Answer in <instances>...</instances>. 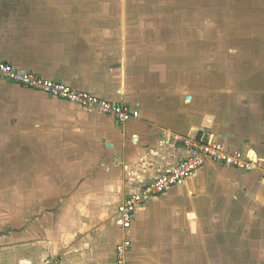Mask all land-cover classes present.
<instances>
[{
	"label": "crops",
	"instance_id": "obj_1",
	"mask_svg": "<svg viewBox=\"0 0 264 264\" xmlns=\"http://www.w3.org/2000/svg\"><path fill=\"white\" fill-rule=\"evenodd\" d=\"M205 11V0H0L1 63L140 114L119 124L0 79V145L25 162L0 221V264H116L125 238L131 264H194L205 234L223 239L233 223L264 256V182L214 161L140 206L129 231L119 223L127 197L189 157L172 134L264 164V27L207 43L205 32L224 34Z\"/></svg>",
	"mask_w": 264,
	"mask_h": 264
},
{
	"label": "built area",
	"instance_id": "obj_2",
	"mask_svg": "<svg viewBox=\"0 0 264 264\" xmlns=\"http://www.w3.org/2000/svg\"><path fill=\"white\" fill-rule=\"evenodd\" d=\"M0 79L21 87L42 92L52 98L78 105L87 110L112 116L119 124L140 118V114L127 106L114 104L88 92L75 90L61 82L44 80L35 74L25 72L0 62ZM169 142L181 144L190 153L176 165L167 169L152 183L145 185L138 193L127 197L118 208L119 223L123 231L131 229L137 209L172 187L177 186L198 172L207 161L221 163L244 172H257L264 182V164L254 163L247 153L231 150L213 137L198 138L170 135ZM132 248L130 239H123L116 248V264H131L127 255ZM46 264H57L51 258Z\"/></svg>",
	"mask_w": 264,
	"mask_h": 264
},
{
	"label": "rangeland",
	"instance_id": "obj_3",
	"mask_svg": "<svg viewBox=\"0 0 264 264\" xmlns=\"http://www.w3.org/2000/svg\"><path fill=\"white\" fill-rule=\"evenodd\" d=\"M234 7L238 8L237 10L239 8L244 9V11L242 10L241 14H238V12L235 14L233 12ZM260 9L264 10V0H205V25L214 26L215 28L220 26L223 34L226 29H235L241 24L251 27L258 22L257 27L261 28L264 27L262 25L264 24V17L254 15L255 13L251 14V10ZM261 30H264V28H261ZM240 31L238 32L239 34L248 35V32L243 29ZM205 36L208 37L207 43H218L223 46L226 44L228 33L224 34V38L221 40H219L218 35L216 36L217 39H214L213 34L209 32H205ZM230 36H232L230 40H233L231 32ZM212 46L213 44H209V47ZM208 51L209 49H207V53ZM257 52H259L258 49ZM207 57L208 55H206L205 59H208ZM207 83L213 85L215 82ZM262 83L264 85V82ZM257 85H259V82ZM9 149L10 146L8 145H0V221L3 222L9 220L12 210L10 208V188L12 185L16 186L20 183V180L24 179L23 177L15 176V173L25 167V162L16 161L14 155L9 154ZM248 232L249 229L245 231V225L242 223L241 225L233 223L229 227L225 226L223 239L220 235L221 239L213 240L211 235H209L210 233L207 232L205 234V253L202 257L195 255L193 258L194 264H264V256L251 255L249 250L250 242L247 239L245 240V237H249Z\"/></svg>",
	"mask_w": 264,
	"mask_h": 264
},
{
	"label": "water",
	"instance_id": "obj_4",
	"mask_svg": "<svg viewBox=\"0 0 264 264\" xmlns=\"http://www.w3.org/2000/svg\"><path fill=\"white\" fill-rule=\"evenodd\" d=\"M249 156V155H248Z\"/></svg>",
	"mask_w": 264,
	"mask_h": 264
}]
</instances>
